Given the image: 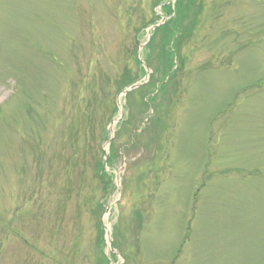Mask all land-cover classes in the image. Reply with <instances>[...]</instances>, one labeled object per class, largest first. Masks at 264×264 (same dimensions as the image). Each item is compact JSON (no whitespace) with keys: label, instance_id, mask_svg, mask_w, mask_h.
I'll return each mask as SVG.
<instances>
[{"label":"rangeland","instance_id":"1","mask_svg":"<svg viewBox=\"0 0 264 264\" xmlns=\"http://www.w3.org/2000/svg\"><path fill=\"white\" fill-rule=\"evenodd\" d=\"M159 2L0 0V264H264V0H191L147 107Z\"/></svg>","mask_w":264,"mask_h":264},{"label":"trees","instance_id":"2","mask_svg":"<svg viewBox=\"0 0 264 264\" xmlns=\"http://www.w3.org/2000/svg\"><path fill=\"white\" fill-rule=\"evenodd\" d=\"M191 0H175V3L173 5H171V3H166L165 0H160V2L158 4H160V9L169 17V20L167 22H165L163 25L158 26L156 28H154V32L152 33V36L147 44V46H145L144 49V62L146 64V66L148 67V69H150L152 72L154 70V67H152L151 65V57H149L148 54V50L151 49V44L153 41V37L160 32L162 39H161V45L159 46L160 48V55L159 58H164L163 59V64L164 65V69L162 71H160L159 73L161 74L162 78L160 79V87L158 88V91L156 92L155 95L152 96H148V88L150 87L149 83H151L152 77L150 78V80L147 82V85H145L144 87H142L141 89L146 91V95H147V100L144 101V106L149 107V103H153L152 101L155 100L156 98L159 97V95H161L162 91L165 90L166 88V83L165 82H169L171 80L172 75L177 71V68L179 69V67L181 66V63L178 65L179 59H180V54L179 51L176 49V45L178 43V38L182 35H180L183 31H181L180 29V24H182L183 18L186 16L185 11L186 9L190 8V3ZM192 25V23H191ZM182 28V27H181ZM172 41V45L170 46V42ZM137 62V63H136ZM135 63L138 66V74H141L143 71L145 72V69L142 67V65L139 63V61H137V58L135 57ZM177 68H174V67ZM172 68H174L172 70ZM172 70V71H171ZM171 71V72H169ZM125 77V76H124ZM121 79V82L119 83V85H122L124 88L132 83H134L135 81H128V78ZM118 89V88H117ZM122 88L119 87V90H121ZM129 96V95H128ZM114 114V113H113ZM151 120V119H150ZM149 120V122H150ZM148 122V124H149ZM102 139H105V131H103L102 134ZM113 145H110V154H113L114 151L112 149ZM112 149V150H111ZM109 160H110V156H109ZM109 160L107 161V163L109 164ZM102 161H99L97 163V177L99 182L104 185V188L106 189V187L108 186V180L105 176V174H100L101 170H102ZM106 180V181H105ZM100 226V224H99ZM100 228V227H99ZM99 242L101 243V236H99Z\"/></svg>","mask_w":264,"mask_h":264},{"label":"water","instance_id":"3","mask_svg":"<svg viewBox=\"0 0 264 264\" xmlns=\"http://www.w3.org/2000/svg\"><path fill=\"white\" fill-rule=\"evenodd\" d=\"M170 1H171V0H170ZM161 23H163V19H162V18H161V20H160V24H161ZM155 27H157V26H152V27H150V28L147 30L146 40H148V34H149V32L152 31ZM140 48H141V46H140ZM145 72H146V73H145V77H146V76L148 75V70L145 69ZM139 86H140V84H138V83L133 84V85H131L130 87L126 88L124 91H122V93H120L119 96H124L126 93L135 90V89L138 88ZM119 96H118V97H119ZM115 122H116V121H115ZM115 122H111L109 128H111V126H112ZM108 144H109V142L107 143V145H108ZM105 161H106V154H105V156H104V163H105ZM107 236H108V235H107ZM109 252H110V253H113V251H112V249H111L110 246H109Z\"/></svg>","mask_w":264,"mask_h":264}]
</instances>
